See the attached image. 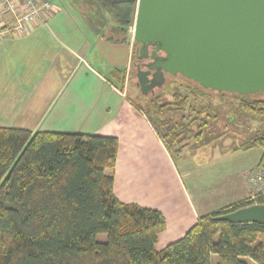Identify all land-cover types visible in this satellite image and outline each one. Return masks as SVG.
<instances>
[{
  "label": "trees",
  "instance_id": "16d2710c",
  "mask_svg": "<svg viewBox=\"0 0 264 264\" xmlns=\"http://www.w3.org/2000/svg\"><path fill=\"white\" fill-rule=\"evenodd\" d=\"M93 1L126 33L137 0ZM184 79L195 86L189 90L194 97L212 93L237 100L228 108L231 125L235 117L261 122L256 133L228 150L260 148L257 166L264 168V93L214 92ZM145 97L139 108L170 154L179 156L191 147L190 139L192 147L209 140L204 129L219 111L208 112L194 131L184 115L173 118L189 106L188 96ZM117 149L113 136L0 126V264H213V255L215 264H264V223L216 219L264 204V192L198 217L182 237L156 250L158 234L166 228L162 213L120 202L113 177L105 174L114 167Z\"/></svg>",
  "mask_w": 264,
  "mask_h": 264
},
{
  "label": "crops",
  "instance_id": "0c3cea01",
  "mask_svg": "<svg viewBox=\"0 0 264 264\" xmlns=\"http://www.w3.org/2000/svg\"><path fill=\"white\" fill-rule=\"evenodd\" d=\"M57 1L58 11L43 12L27 35L0 38V126L18 122L32 132L90 130L116 137L114 167L105 174L113 177L120 202L162 213L166 228L156 250L182 237L198 217L248 198L246 174L259 163L262 149H212L203 161L197 158L202 148L185 147L177 167L143 112L103 75L125 82L134 55L131 40L110 36L114 20L93 0ZM75 15L87 22L93 42L106 48H66L62 30ZM2 20L11 22L8 14ZM90 84L93 94L86 92Z\"/></svg>",
  "mask_w": 264,
  "mask_h": 264
},
{
  "label": "water",
  "instance_id": "95a60500",
  "mask_svg": "<svg viewBox=\"0 0 264 264\" xmlns=\"http://www.w3.org/2000/svg\"><path fill=\"white\" fill-rule=\"evenodd\" d=\"M132 41L142 95L183 76L204 89L264 93V0H137ZM231 223H264V204L219 215Z\"/></svg>",
  "mask_w": 264,
  "mask_h": 264
},
{
  "label": "rangeland",
  "instance_id": "374dc122",
  "mask_svg": "<svg viewBox=\"0 0 264 264\" xmlns=\"http://www.w3.org/2000/svg\"><path fill=\"white\" fill-rule=\"evenodd\" d=\"M53 3L56 5H60L57 0H53ZM87 14L91 13L90 10H84ZM93 12V11H92ZM97 13L96 11H94ZM104 14L106 16L111 15L104 11ZM85 19L88 18V15H84ZM76 21L73 23H69L65 26V29L62 30L63 34L61 35L63 40L66 42V48H106V44L103 43V45H100V43L93 42L92 37L90 36V29L88 28L87 22L82 19L80 16L75 15ZM112 18V17H111ZM91 21V20H90ZM113 27L109 28V34L114 38H124V39H130L133 43L132 48H134V55L131 60V63L128 68V77L124 80V84L127 82V86L123 88V86L119 83H116V81L106 72L103 75L106 79L110 80L118 90L125 93L128 99H130L133 104L140 109L139 107L142 105H146V102L148 101L145 97L151 93H148L147 95H143L140 93L139 87L137 86L136 82V68L134 63L136 62V53L135 50L138 48V44L134 43L132 41V33H133V23L127 28L126 33H122L116 24L113 21ZM105 33V32H104ZM91 42V43H90ZM125 42V40L123 41ZM91 44V46H90ZM105 45V46H104ZM131 45V43H130ZM117 48V47H116ZM118 48H125L124 46H120ZM100 69V68H99ZM79 72H82L84 70L83 67H80ZM101 71V70H100ZM81 74V73H80ZM79 74V75H80ZM192 84H190L188 81H186L184 78L180 76H174L170 77V75L166 76L165 82L163 86L160 88H157L153 91V93L157 94L160 100L164 101H172L173 95L177 92L180 93L181 96H188L189 98V106H187L183 114L175 115L173 118L175 120H180L181 115H184V122L191 124V127L194 131H198L199 125L203 122L202 119H204L207 116V113H211V115H214V111H219L218 117L216 118H210L208 126L204 129V136H208V139H205L206 141H203L202 143L198 144L197 147H192V145H196L193 139L189 140L190 143V149L195 150L196 148H202L201 152H199L197 158L203 161H206L208 159L206 156L208 153L214 150L218 151H224L228 150L235 145H239L247 136V134L256 133L259 130V127L261 125V122L258 120H251L247 118L242 117H235L234 119V125H231L229 123L228 119V108L238 105V101L235 99H231L228 97H217V95H214L212 93H205L202 95L201 93H197L196 97L191 95V91H189L191 88H193ZM92 85H89L88 90L86 91L88 94H93L95 92V88L91 89ZM108 88V87H107ZM125 89V91H123ZM99 91L97 90L96 93ZM103 92L107 93L108 91L106 89L103 90ZM207 96V97H206ZM205 108L204 111H202V108ZM212 109V110H209ZM201 112V113H200ZM227 117V118H226ZM16 122L13 127H17ZM90 130H87L86 134H96L93 132H88ZM98 135V134H97ZM102 135V134H99ZM204 138V137H203ZM171 157L177 167H179V159L178 156H174L171 154ZM99 237V236H98ZM100 239H104V235H101L99 237ZM212 263L215 264L217 261V256H212Z\"/></svg>",
  "mask_w": 264,
  "mask_h": 264
},
{
  "label": "built area",
  "instance_id": "2783aa9c",
  "mask_svg": "<svg viewBox=\"0 0 264 264\" xmlns=\"http://www.w3.org/2000/svg\"><path fill=\"white\" fill-rule=\"evenodd\" d=\"M56 12L58 7L48 0H0V38L27 35L33 23L43 12ZM8 14L11 22L6 24L2 16ZM123 88L127 82L122 84ZM125 91V89L123 90ZM248 197L254 198L264 192V168L255 166L246 174Z\"/></svg>",
  "mask_w": 264,
  "mask_h": 264
},
{
  "label": "flooded vegetation",
  "instance_id": "af4514ba",
  "mask_svg": "<svg viewBox=\"0 0 264 264\" xmlns=\"http://www.w3.org/2000/svg\"><path fill=\"white\" fill-rule=\"evenodd\" d=\"M143 62H145V61H140V60H138V59H136V62L134 63V65H136L137 63H143Z\"/></svg>",
  "mask_w": 264,
  "mask_h": 264
}]
</instances>
